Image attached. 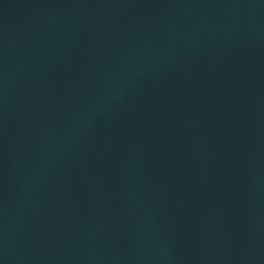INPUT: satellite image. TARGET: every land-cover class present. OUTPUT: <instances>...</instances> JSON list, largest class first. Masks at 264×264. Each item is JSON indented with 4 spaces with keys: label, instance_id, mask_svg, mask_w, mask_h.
I'll list each match as a JSON object with an SVG mask.
<instances>
[{
    "label": "water",
    "instance_id": "95a60500",
    "mask_svg": "<svg viewBox=\"0 0 264 264\" xmlns=\"http://www.w3.org/2000/svg\"><path fill=\"white\" fill-rule=\"evenodd\" d=\"M2 264H264V0H0Z\"/></svg>",
    "mask_w": 264,
    "mask_h": 264
},
{
    "label": "snow or ice",
    "instance_id": "6c2138e0",
    "mask_svg": "<svg viewBox=\"0 0 264 264\" xmlns=\"http://www.w3.org/2000/svg\"><path fill=\"white\" fill-rule=\"evenodd\" d=\"M0 264H2V262H0Z\"/></svg>",
    "mask_w": 264,
    "mask_h": 264
}]
</instances>
